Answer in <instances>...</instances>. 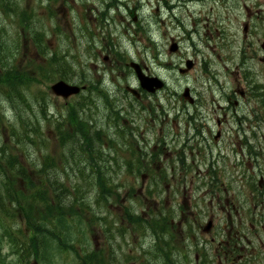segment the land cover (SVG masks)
I'll list each match as a JSON object with an SVG mask.
<instances>
[{"label":"rangeland","instance_id":"374dc122","mask_svg":"<svg viewBox=\"0 0 264 264\" xmlns=\"http://www.w3.org/2000/svg\"><path fill=\"white\" fill-rule=\"evenodd\" d=\"M261 3V0H42V3L40 0H18V6L32 7L38 14L41 30L46 33L45 39L49 41L50 48L58 42L57 32L54 33L57 26L60 30H69L70 45L66 47L80 54L79 63L83 69L84 66L88 69L85 73L92 79L101 80L108 92L110 102L98 97L87 112L97 127L110 128L107 135L111 134L112 138L104 136L103 160L98 164L106 181L114 185L119 195L113 190L112 203L103 206L101 211L97 210L101 218L95 220L91 231H87L89 223L84 221L81 224L89 244L86 250L105 251L108 246L111 247L115 251L113 264H158L149 258L151 254L148 251L153 243L151 233L149 230L132 231L124 218L125 208L141 213L144 210L156 211L163 208L162 203L165 204V208L175 216L172 219V241L176 250L170 253L177 256L183 252L188 258L187 262L185 258L178 264H197L194 261V244L200 239L207 245L210 243L211 234L202 231L209 220L213 219L214 226L227 225L223 193H220L222 197L219 195V202L211 194V171L218 166V170L228 168L227 178L222 174L218 178L221 182L228 179L233 190L243 188L240 180L245 168L231 169L233 159L238 164L241 155L230 153V144L236 139L231 131L235 123L230 116L234 113L233 116L239 117L253 105L238 95L246 82V62L250 72L254 73L252 80L264 84V60L257 52L258 43L264 37V9ZM50 11L54 13L53 17ZM27 14L31 15L29 9ZM122 17L125 22H121ZM7 22L9 33L16 35L18 17ZM244 25H247L248 31L244 32ZM84 28L87 32L73 39L74 33ZM90 33L93 34V46L89 49L90 53H85L82 46L91 41ZM25 36L28 50L23 52V56H33L35 48L30 43L31 33L25 30ZM171 43L178 44L176 52H169ZM113 51L125 54L124 60L115 58ZM187 61L192 63V67L179 73V68L185 69ZM130 62L139 65L147 76L162 80L165 85L161 91L153 95L142 93L139 102H135L124 90L126 86L136 90L139 87L134 71L129 68ZM79 71L76 69L75 72L79 74ZM72 80L76 82L75 78ZM54 82L31 85L25 91L28 107L36 113L38 107L34 98L45 95L50 121L58 118L57 112L64 116L67 103L77 99L55 97L50 91ZM227 98L235 99L237 105L230 109ZM15 104L17 110L0 96V114L4 113L6 120H15L16 111L23 118L31 116L29 108ZM112 113L120 117L118 130L111 127L109 116ZM218 120L220 126L216 125ZM15 127L20 126L16 124ZM218 129L221 138L214 142L212 135ZM200 131L207 137H201ZM7 133L0 129L1 142L7 140ZM43 133L54 137L48 129L43 128ZM29 138V144L15 146L12 143L8 149L27 168L29 177L37 181L43 156L38 148V135L30 132ZM259 141H262L261 137ZM33 142L36 144L33 145ZM250 145L254 143L250 142ZM132 148L145 153L147 159L152 158L150 168L143 165L141 171H136L135 156L130 152ZM160 148L161 153L156 159L152 155ZM58 151L50 150L51 153ZM217 153L220 156L218 159L214 158ZM178 156L181 160L177 159ZM225 162L228 166L223 165ZM69 163L68 180L60 174L63 183L70 192L75 184H79L81 192L85 191L92 200L93 186L88 184L95 174L90 171L91 167L78 157L72 159L69 156ZM260 165L258 170L248 164V175L255 173L258 180L259 174H262L264 183V155L260 157ZM105 167L109 174L105 172ZM154 183H157L156 187ZM8 184L7 174L0 171V195H3L1 188L5 191ZM19 186L17 183L16 187ZM148 189L152 190L149 196ZM158 191L160 194L156 197ZM66 196L69 199L68 193ZM137 202L140 206L136 205ZM247 205L252 204H244L239 209L241 215L235 212L236 208L229 211V223L232 222L228 227L235 230L250 225L264 226V216L258 215L250 224L251 217L243 212L248 210ZM259 212L264 214V203ZM112 224L126 229L127 233L124 236L116 234L107 244L103 226ZM2 226L15 232L25 229L19 215L0 213V264L18 259L7 245L8 236L2 237ZM75 227L72 222V228ZM48 258L53 264L79 262L74 251H59L51 246L41 250L37 260L32 254L27 264H47Z\"/></svg>","mask_w":264,"mask_h":264},{"label":"trees","instance_id":"16d2710c","mask_svg":"<svg viewBox=\"0 0 264 264\" xmlns=\"http://www.w3.org/2000/svg\"><path fill=\"white\" fill-rule=\"evenodd\" d=\"M27 9L31 11V15L27 14ZM50 15L53 17L54 13L50 11ZM16 17H18L19 30L15 35L9 33L7 20H15ZM39 23L40 18L32 7L18 6V0H0V96L15 110H17L15 104L17 103L31 111V116L27 118H23L16 111L13 121L6 120L4 113L0 114V129L8 132L7 140L0 141V171L7 174L9 181L8 186L5 185V191L1 188L3 195H0V213L10 216L13 212L15 216H20V220L25 225V229H17L18 232L2 226L4 231L2 237L8 236L7 245L18 259L1 264H27L32 254L37 260L40 251L51 246L59 251L67 249L74 251L79 259L78 264H113L115 251L111 247L108 246L105 251L93 248L86 250L89 247L85 240L86 232L83 235L80 227L85 221L89 223L87 231H91L95 220L101 218L97 210L101 211L103 206L112 203L114 185L106 181L98 164V161L103 160L104 136L108 139L112 138L111 134L107 135L110 128L97 127L87 112L95 97L110 102L109 97L101 80L92 79L85 73L88 69L86 66L83 69L82 64L79 63L80 54L66 47L69 44V30H60L57 26L54 33L57 32L55 34L58 42L54 48H50V44L47 43L49 41L45 39L46 33L41 30ZM25 30L31 33L30 43L35 48L33 56H23V52L28 50ZM86 32L85 29H79L77 33H74L73 39L79 38ZM92 46L91 38V41L82 46V49L85 53H90L89 49ZM113 52L115 58L124 60L125 54L119 51ZM17 62L20 63L16 64ZM76 69L80 70L79 74L75 72ZM73 78L76 82H73ZM59 79L85 86L86 91L78 94L77 99L72 103H67L64 116L57 112L58 118L50 121L45 95L40 94L38 98H34L38 107L36 113L28 107L25 91L29 90L31 85L47 84ZM90 90L96 93L94 98L87 95ZM109 118L112 122L111 127L118 130L120 119L118 114ZM3 121L7 123V126ZM16 124L20 126L17 129ZM43 128L48 129L54 137L43 135ZM30 132L38 135V148L41 149L43 156L37 181L29 177L27 168L23 167L17 160V156L8 149L12 143L15 146L29 144ZM51 149L59 151L51 153ZM130 152L135 156L136 170L141 171L142 165L145 164L142 153L133 148ZM69 156L72 159L78 157L90 166V171L95 174L93 181L88 184L89 187L93 186L92 200L88 198L85 191L81 192L79 184H75L73 191L70 192L63 183L60 174L62 173L68 180ZM108 159L107 155L106 160ZM148 163L147 161L146 164ZM105 172L108 173L106 167ZM17 183L20 184L19 188L16 187ZM156 185L157 183H154L155 187ZM151 191L148 189V196L151 195ZM66 193L69 194V199ZM159 194L160 191L156 197ZM136 205L140 206V203L137 202ZM162 206L163 208L156 211L144 210L141 213H137L133 208H125L124 218L132 231L138 233L149 230L151 233L153 243L148 251L151 254L149 257L151 260L164 264L163 261L167 257L171 260L170 264H175L167 251L174 243L172 219L175 216L165 208L164 203ZM72 222L76 224L75 228H72ZM103 232L108 244V240H112L116 234L124 236L127 230L116 228L112 224L108 227L103 226ZM78 249L84 253H80ZM46 262L53 264L49 258Z\"/></svg>","mask_w":264,"mask_h":264},{"label":"flooded vegetation","instance_id":"af4514ba","mask_svg":"<svg viewBox=\"0 0 264 264\" xmlns=\"http://www.w3.org/2000/svg\"><path fill=\"white\" fill-rule=\"evenodd\" d=\"M262 7L264 9V0H261ZM244 32L248 31L247 25L243 27ZM248 48V45L246 46ZM254 51L255 49L252 48ZM257 52H260V56L264 60V37L258 43ZM259 56V57H260ZM247 71H245L246 82L243 84V88L239 90L238 95L245 101L253 103L252 108L246 109L241 116H230L232 122L235 125L232 128L235 140L232 141L230 146L232 149L230 152L244 155L245 160L241 163L243 168L248 167V164L256 166L260 170V157L264 155V84L254 82L251 77H254V73H251L249 64L245 63ZM248 67V68H247ZM229 108L237 105V102L233 98H227ZM252 115V116H251ZM253 120V121H252ZM252 121V122H249ZM217 126H220L221 122H216ZM260 137L262 141H259ZM221 138V132H216L213 137L214 142H218ZM252 139V140H251ZM202 141V139L200 138ZM250 142L254 145H250ZM252 161V163L250 162ZM254 162V163H253ZM226 164V163H224ZM234 170L236 165L233 164ZM218 168H214L212 172L213 189L212 197L219 202V195L221 192L224 195V201L228 205L234 199V192L230 185H224L221 183V179ZM255 173L247 175V172H241V180L243 181V193L248 201L252 202H264V183L262 180V174H259L258 181H252L255 177ZM219 184V185H218ZM233 192V195H232ZM222 197V196H221ZM214 200V199H213ZM230 201V202H229ZM229 209V207H228ZM229 211L226 212L228 214ZM232 228L228 227H211V243L213 246L208 254L212 264H264V227L260 228H248L245 231L237 229L234 233ZM216 243H213L215 242ZM205 253L201 250L200 254L195 255L197 264H202L204 261Z\"/></svg>","mask_w":264,"mask_h":264},{"label":"water","instance_id":"95a60500","mask_svg":"<svg viewBox=\"0 0 264 264\" xmlns=\"http://www.w3.org/2000/svg\"><path fill=\"white\" fill-rule=\"evenodd\" d=\"M189 67V65H188ZM138 79L140 81V85L142 88L146 89L147 91H154V89L160 88L162 86L161 82L157 79H147L145 78L139 71L137 70ZM52 91L54 94L67 98L71 95H74L79 92V88L76 86L68 85L64 82H57L52 86Z\"/></svg>","mask_w":264,"mask_h":264}]
</instances>
